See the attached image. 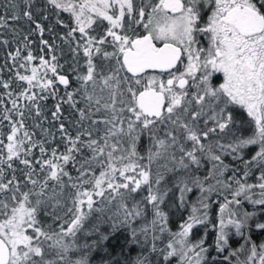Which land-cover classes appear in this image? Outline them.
Wrapping results in <instances>:
<instances>
[{"label":"snow or ice","instance_id":"snow-or-ice-1","mask_svg":"<svg viewBox=\"0 0 264 264\" xmlns=\"http://www.w3.org/2000/svg\"><path fill=\"white\" fill-rule=\"evenodd\" d=\"M3 7L0 264H264V0Z\"/></svg>","mask_w":264,"mask_h":264},{"label":"trees","instance_id":"trees-1","mask_svg":"<svg viewBox=\"0 0 264 264\" xmlns=\"http://www.w3.org/2000/svg\"><path fill=\"white\" fill-rule=\"evenodd\" d=\"M4 3L5 0H0V15L4 14V7H3ZM9 24L17 28L21 32H23L26 28V25H24L23 21L14 22L9 20ZM0 33L3 34L0 35V38H7L9 40L12 39V34L8 29H0ZM32 39L36 41L33 47L38 48V37L33 36ZM3 59H4V50H0V63H3ZM4 74L5 76L7 75L6 70ZM49 104H51V102H49ZM65 115H70V113L66 111ZM171 221H172L171 227L173 230H175L178 226L179 214H173V216L171 217ZM202 230L203 228L194 230L192 236L198 235V232ZM212 236L213 233L209 228L208 238H207V242L209 245L212 244L211 241ZM255 238L257 241H259L261 239H264V236L256 235ZM139 251H140L139 245H135L131 242L129 233L126 230H121L120 233L108 243L107 248L95 256L93 262H97L98 264H129V261L134 260L137 254L139 253ZM210 253L211 256H217V253L211 248H210ZM211 256L209 257V259H211ZM217 258L218 260L221 261L223 260L222 255L217 256Z\"/></svg>","mask_w":264,"mask_h":264},{"label":"rangeland","instance_id":"rangeland-1","mask_svg":"<svg viewBox=\"0 0 264 264\" xmlns=\"http://www.w3.org/2000/svg\"><path fill=\"white\" fill-rule=\"evenodd\" d=\"M257 175H258V173H257ZM203 232H204V229L202 231L198 232V235L192 236V239L194 241L200 239L202 237V235H203ZM213 240H214V234L212 236L211 241L213 242ZM233 247H238V243L235 240L233 241ZM93 264H98V263L97 262H93Z\"/></svg>","mask_w":264,"mask_h":264}]
</instances>
